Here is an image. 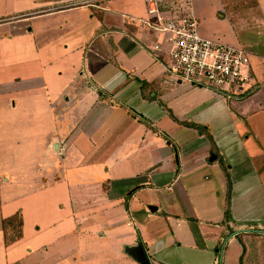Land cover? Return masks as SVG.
<instances>
[{"label":"crops","instance_id":"obj_1","mask_svg":"<svg viewBox=\"0 0 264 264\" xmlns=\"http://www.w3.org/2000/svg\"><path fill=\"white\" fill-rule=\"evenodd\" d=\"M211 1L246 98L168 74L147 0H0V264H264V0Z\"/></svg>","mask_w":264,"mask_h":264},{"label":"built area","instance_id":"obj_2","mask_svg":"<svg viewBox=\"0 0 264 264\" xmlns=\"http://www.w3.org/2000/svg\"><path fill=\"white\" fill-rule=\"evenodd\" d=\"M109 0H64L60 8L96 6ZM193 0H147L142 24L163 39L151 47L157 60L176 80L190 87L208 89L228 100L246 98L253 91L249 53L203 37L193 13ZM218 264V263H217Z\"/></svg>","mask_w":264,"mask_h":264},{"label":"trees","instance_id":"obj_3","mask_svg":"<svg viewBox=\"0 0 264 264\" xmlns=\"http://www.w3.org/2000/svg\"><path fill=\"white\" fill-rule=\"evenodd\" d=\"M2 228L5 236V243L12 244L21 238V218L14 216L2 222Z\"/></svg>","mask_w":264,"mask_h":264},{"label":"water","instance_id":"obj_4","mask_svg":"<svg viewBox=\"0 0 264 264\" xmlns=\"http://www.w3.org/2000/svg\"><path fill=\"white\" fill-rule=\"evenodd\" d=\"M248 231L249 230H243V232H248ZM255 232H262V231H255ZM131 255L138 264H151L141 244H137L131 248Z\"/></svg>","mask_w":264,"mask_h":264},{"label":"rangeland","instance_id":"obj_5","mask_svg":"<svg viewBox=\"0 0 264 264\" xmlns=\"http://www.w3.org/2000/svg\"><path fill=\"white\" fill-rule=\"evenodd\" d=\"M211 0H207V2H210ZM210 4H214L212 1L208 4V5H210ZM3 8V6L0 4V9H2ZM1 12V11H0ZM232 20H233V18H232ZM213 22H214V20H213ZM215 23V22H214ZM214 23H212V24H210V27L212 28V29H227L228 28V25L227 24H222V25H215Z\"/></svg>","mask_w":264,"mask_h":264}]
</instances>
